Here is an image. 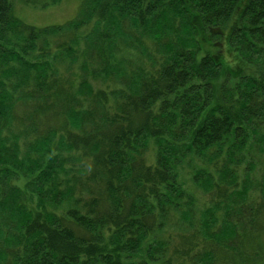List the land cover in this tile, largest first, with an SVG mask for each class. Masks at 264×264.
<instances>
[{
	"label": "trees",
	"instance_id": "1",
	"mask_svg": "<svg viewBox=\"0 0 264 264\" xmlns=\"http://www.w3.org/2000/svg\"><path fill=\"white\" fill-rule=\"evenodd\" d=\"M28 1L0 0V264H257L264 0Z\"/></svg>",
	"mask_w": 264,
	"mask_h": 264
},
{
	"label": "rangeland",
	"instance_id": "2",
	"mask_svg": "<svg viewBox=\"0 0 264 264\" xmlns=\"http://www.w3.org/2000/svg\"><path fill=\"white\" fill-rule=\"evenodd\" d=\"M45 1L48 0H29L25 5L27 7L26 10L21 6L22 4L20 5L19 3H17V10H20L22 12L16 14L26 22L38 26L59 24L69 19H72L77 14L78 7L82 0H60L59 2L49 3L46 5L43 4ZM225 45L223 52L227 55L228 50ZM236 59L237 55L235 52H233L229 59V66L233 65L236 62ZM243 67L245 70L247 69L244 64ZM235 78L236 77L234 76L233 80ZM251 177H255V175H251ZM262 237L263 239L258 240V244L260 245L259 251H261V256L258 259L257 264H264V231L262 232Z\"/></svg>",
	"mask_w": 264,
	"mask_h": 264
}]
</instances>
